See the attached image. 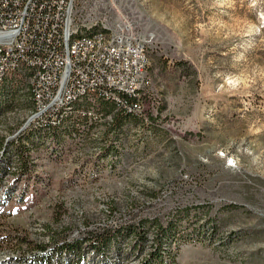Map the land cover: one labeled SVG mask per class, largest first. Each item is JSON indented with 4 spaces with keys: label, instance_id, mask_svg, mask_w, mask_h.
Segmentation results:
<instances>
[{
    "label": "rangeland",
    "instance_id": "rangeland-1",
    "mask_svg": "<svg viewBox=\"0 0 264 264\" xmlns=\"http://www.w3.org/2000/svg\"><path fill=\"white\" fill-rule=\"evenodd\" d=\"M75 18L147 39L152 117L146 103L113 129L98 112L89 137L33 149L24 174L14 146L35 129L33 100L15 75L22 97L0 118V264L179 210L174 264H264V0H76Z\"/></svg>",
    "mask_w": 264,
    "mask_h": 264
},
{
    "label": "built area",
    "instance_id": "built-area-1",
    "mask_svg": "<svg viewBox=\"0 0 264 264\" xmlns=\"http://www.w3.org/2000/svg\"><path fill=\"white\" fill-rule=\"evenodd\" d=\"M75 5L76 0H0V79L4 65L18 61L37 64L34 76L43 104L27 125L54 118L62 99L86 94L97 83L151 87L148 41L127 24L105 32V48H97V39L78 43V54L65 56L66 38L76 30ZM107 97L138 114L145 107L144 95L141 101L112 94Z\"/></svg>",
    "mask_w": 264,
    "mask_h": 264
},
{
    "label": "trees",
    "instance_id": "trees-1",
    "mask_svg": "<svg viewBox=\"0 0 264 264\" xmlns=\"http://www.w3.org/2000/svg\"><path fill=\"white\" fill-rule=\"evenodd\" d=\"M17 74L18 72L9 73L5 82L0 85V117L16 109L20 101L19 97H22V89L19 88L15 76ZM20 87L22 86L20 85ZM89 100L86 97L74 103L73 111L59 128L45 134H41L38 130H32L22 136L14 146L17 157L14 161L24 174L30 172V154L33 149L39 146L47 147V142L51 140L55 145L53 146L55 151L58 146L62 145L67 135L72 138L90 136V130L95 125L89 126V131L82 129V125H88L89 119L92 117L88 114L89 106L92 105ZM144 100L145 105L147 103L148 106L147 114L152 117L149 110L151 101L147 92L144 95ZM29 102L31 106L33 102L31 100ZM99 105L98 108L97 103L95 104L94 112L96 114L102 112L105 118L111 116L110 120L103 121V123L107 122L111 128L115 125L118 126V122L119 125H122L126 119L145 117L137 112L119 107L113 101L102 100ZM116 126L113 129H116ZM183 212V210H179L177 214L173 213L166 224L156 218H150L120 229L91 233L85 238L73 241L54 237L55 246L39 245L41 250H37L39 252L27 261L28 264H125L129 256H139L147 249L145 257H142L138 264H174L176 252L173 250V245L179 241L177 226L181 218L187 214L183 215ZM200 226L213 234L218 230L217 222L211 219L201 223ZM90 252L93 253V259L88 258Z\"/></svg>",
    "mask_w": 264,
    "mask_h": 264
},
{
    "label": "bare ground",
    "instance_id": "bare-ground-1",
    "mask_svg": "<svg viewBox=\"0 0 264 264\" xmlns=\"http://www.w3.org/2000/svg\"><path fill=\"white\" fill-rule=\"evenodd\" d=\"M109 25V24H108ZM111 26V25H110ZM88 31V32H87ZM111 31V27L92 25L76 24V30L73 34L66 38L65 56H72V54H78V43H92L97 39V48H105V32ZM84 32V33H83ZM37 64L33 61H18L14 64H7L3 66V74L1 75L0 85H2L8 74L11 72H18L22 74L29 81V91L33 100V107L31 109V120H34V116H37V112H40V104H43V96H40L38 90V78L36 75ZM147 84L135 83L133 89L131 85H121L118 82H111L110 84L97 83L96 88H89L87 93H78L73 98L62 99V104L57 105L55 108V117L49 119H40L34 122V128L32 130H38L41 134H45L49 131L59 128L70 113L73 111L74 103L81 101L84 98H89L91 106H89V113L92 118H97L98 114L95 111V104L98 100L112 101L107 97L108 94L117 98H123L126 101H141V95ZM138 92V93H134ZM116 102L119 107H123L118 101ZM131 111L130 108H124ZM144 113V107H140V114ZM101 115V114H100ZM2 118V116L0 117ZM98 119V118H97ZM33 128V127H32ZM6 173L4 167L0 168V183L1 178ZM1 187V186H0ZM4 196V195H3ZM7 194L5 195V197ZM1 203V202H0Z\"/></svg>",
    "mask_w": 264,
    "mask_h": 264
}]
</instances>
